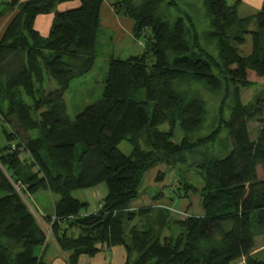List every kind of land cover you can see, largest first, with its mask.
I'll list each match as a JSON object with an SVG mask.
<instances>
[{
	"label": "trees",
	"instance_id": "trees-1",
	"mask_svg": "<svg viewBox=\"0 0 264 264\" xmlns=\"http://www.w3.org/2000/svg\"><path fill=\"white\" fill-rule=\"evenodd\" d=\"M65 2L78 3L59 10ZM105 2L133 20L145 49L111 56L101 99L72 118L64 96L95 66ZM203 4L205 30L188 12L165 17L164 6L182 12L177 0H0V19L15 12L0 38V264H47L49 237L69 253L68 264L102 245L124 246L125 264H264L257 246L264 236V89L243 100L254 84L249 72L264 77V3L247 15L242 0ZM48 13L54 17L43 36L34 22ZM47 76L57 87L45 88ZM252 121L259 122L255 138ZM123 141L130 154L119 148ZM195 152L192 164L188 153ZM159 163L194 165L203 182L183 180L181 195L200 194L203 212L176 220L180 232L167 236L173 220L163 208L157 224L128 228L153 209L137 211L131 202ZM101 183L107 195L89 212L73 192ZM39 191L60 196L50 231L23 197Z\"/></svg>",
	"mask_w": 264,
	"mask_h": 264
},
{
	"label": "rangeland",
	"instance_id": "rangeland-1",
	"mask_svg": "<svg viewBox=\"0 0 264 264\" xmlns=\"http://www.w3.org/2000/svg\"><path fill=\"white\" fill-rule=\"evenodd\" d=\"M140 1L141 0H136V2ZM177 1L182 12L175 7L167 8L164 6L161 9L168 20L174 21V19H176L180 14L188 12L194 16L193 18L198 24L199 29L205 30L208 27L209 20L205 14L203 0ZM107 5H109L108 2H105L104 7L107 8V10L105 9V13L104 11L102 12L103 17L101 15L102 31L99 38V55L95 66L87 75L75 79L64 96L68 114L72 118H74L90 104H93L101 99L105 79L108 74L109 59L111 56L127 58L131 55L139 54L145 49V41L147 37L143 36L140 39L135 38L132 31L133 20L118 15L111 5H109L110 7ZM242 5L244 9L240 8L242 15L253 14L259 10L252 11L250 8L248 9L249 6L243 1ZM244 11L247 14H245ZM252 28H254V26H252ZM250 49L251 38L248 37L247 43L243 46L242 50L244 52H249ZM249 79L253 80L254 84L250 88L243 90V100L245 102L253 100L255 94L264 89V77H259L255 72L250 71ZM55 87H57L56 81L47 76L45 80V88L47 90H52ZM25 99L27 102H32V99L29 96H25ZM210 122L211 120L208 119V124H210ZM167 128V124H163L161 126V129ZM250 128L252 136L255 138L258 133L259 122L252 121L250 123ZM33 135L37 136V132L33 131ZM181 136L182 135L179 132L176 139L180 140ZM5 143L6 140L2 135V128L0 126V145H4ZM119 148L125 154H130L132 151V146L128 141H123L119 145ZM195 153H188V159L192 164H196V160L198 159L197 152ZM188 166L180 163L177 164V169H174V166L171 167L166 163H159L151 167L146 172L143 184L140 188L141 193L138 198L131 202V208L138 211L143 206L151 205L153 206V209L143 215L138 214L135 219L129 222L128 228L132 225H136L139 229H146L153 223L157 224L158 209L163 208L170 212L169 216H171L173 220V222H171L170 229H166L164 231V235L167 236L173 233L177 234L180 232V227L175 222L176 220L178 221L179 219H183L192 213L201 214L203 212L200 203V194L191 193L188 197L182 196L184 195V186L182 185V182L185 178L197 187H201L203 184L201 175L196 172L198 171L196 166L193 165L191 168ZM178 169L180 170V173H178ZM161 172L164 174L163 179L158 178V174L161 175ZM17 188L19 189V187ZM107 192L108 188L106 183H101L100 185L92 188L75 190L73 192V196L81 201H87V210L92 212L101 206V202L107 195ZM159 192L161 193L158 198H154V196ZM23 197L29 205V208L36 215L38 221L45 225L47 230L50 231L51 224L48 223L47 219L52 216L55 202L60 196L48 191H39L32 195H24ZM257 243L258 250L264 248V236L258 237ZM110 255L113 261L116 262V253H110ZM235 264L245 263L244 261H238Z\"/></svg>",
	"mask_w": 264,
	"mask_h": 264
},
{
	"label": "crops",
	"instance_id": "crops-1",
	"mask_svg": "<svg viewBox=\"0 0 264 264\" xmlns=\"http://www.w3.org/2000/svg\"><path fill=\"white\" fill-rule=\"evenodd\" d=\"M21 1H24V0H21ZM242 1L245 4L247 3V5L249 6L248 9L250 8V10L256 11L262 7L264 0H242ZM77 3L78 2L61 3L58 5V9L59 10L66 9L68 7H72V6L77 5ZM108 4H109V2H108ZM109 5H107V6H109ZM105 9L107 10V8H105L104 4H103L101 15H102L103 11L105 13ZM241 9H243V5L241 6ZM14 14H15V12H11L10 14H8V15H6L0 19V38L3 35V32L5 31L9 22L14 17ZM245 14H247V13L245 12ZM53 17H54L53 13L40 14L36 17L35 22H34L35 28L43 36L48 35L50 28H51V25H52ZM102 17H103V15H102ZM101 247H102L101 251H99V253H97L95 256H89L86 254L81 255L78 264H125L126 263L127 252H126V249L124 246L117 245V246H113V247H107V246L102 245ZM110 253L111 254L116 253V255H117L116 262L113 261ZM68 255H69V253L64 252L59 247V245L57 244V242L53 238H51V237L48 238L47 245H46V248L44 250V260L47 264H68V262H67V256Z\"/></svg>",
	"mask_w": 264,
	"mask_h": 264
}]
</instances>
